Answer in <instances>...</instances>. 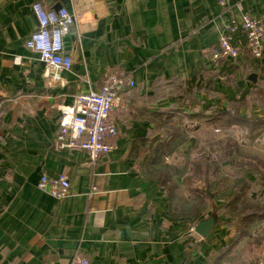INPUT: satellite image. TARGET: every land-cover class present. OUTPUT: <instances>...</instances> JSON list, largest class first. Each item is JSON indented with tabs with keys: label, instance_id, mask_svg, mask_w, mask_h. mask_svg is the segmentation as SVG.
<instances>
[{
	"label": "crops",
	"instance_id": "crops-1",
	"mask_svg": "<svg viewBox=\"0 0 264 264\" xmlns=\"http://www.w3.org/2000/svg\"><path fill=\"white\" fill-rule=\"evenodd\" d=\"M36 3L51 11L64 7L78 17L66 47L71 71L46 66L26 47L38 25ZM244 16L264 24V0H0V264H71L75 256L90 264H208L228 248L233 230L221 222L207 238L196 235L191 228L197 222L182 216L148 161L156 142L185 132L183 156L191 153L190 165L174 174L173 183L184 192L180 202L191 206L199 185L194 165L203 162L193 149L203 138L226 134L174 111L166 84L204 73L218 108L234 86L261 90L264 48L262 58L244 50L225 69L232 84L214 76L213 49L225 28ZM114 74H124L134 86L118 93L112 113L118 149L93 164L84 151L60 146V118L77 94L100 91ZM251 113L263 116L256 104ZM230 133L264 157V133L254 144L239 127ZM176 158L166 163L183 166ZM60 174L70 182L65 199L38 190L42 175ZM244 178V172L223 167L214 192L223 197ZM251 192L264 206L256 185ZM263 232L264 223L255 229Z\"/></svg>",
	"mask_w": 264,
	"mask_h": 264
},
{
	"label": "trees",
	"instance_id": "trees-1",
	"mask_svg": "<svg viewBox=\"0 0 264 264\" xmlns=\"http://www.w3.org/2000/svg\"><path fill=\"white\" fill-rule=\"evenodd\" d=\"M233 35L234 45L239 52L242 53L245 50L253 56L246 40V34L239 30ZM240 40H243L244 47L240 45ZM215 48H218V44ZM234 64L236 63L224 58L217 60L214 70L217 73L215 72L214 76L217 78L226 76L228 81H231L232 78L225 69H230ZM230 83L232 84V81ZM209 84L210 81H207L206 75L203 73L187 82L180 80L168 82L166 88L172 91L171 99L174 111H182V115L191 121L214 124L220 133L226 134L225 137L217 139L221 140V147L216 160L209 157L194 165L193 179L199 183L196 188L197 197L191 206L181 207L180 211L183 217H189L194 222H199L212 212H216L219 223L223 222L227 229L233 230V237L228 248L220 251L214 256L213 261L208 262V264H223L224 260H228L231 250L246 237L255 238V242L258 244H261L262 240L260 238L262 234L252 236V233L264 223V206L255 201L251 191L256 185L264 195V157H260L257 153L258 156L254 155L255 153L251 150L247 151L244 148L246 142L240 143L231 133L230 136L228 133L233 127L241 128L248 132L247 142L249 144H254L257 138L263 135L264 87L254 93L244 89L239 90L234 86L232 93L225 98L224 107L218 108L221 102L216 101L217 97L211 95L213 92H211ZM208 99L211 101L210 104H208ZM254 104L261 108L262 118L252 115L251 109ZM185 108L186 111H184ZM243 110L247 112L246 116L242 115ZM184 133L182 129L176 130L165 141L159 144L156 142L154 155L148 161L149 166L158 175L160 185L171 200L174 199L171 192L173 189H178L176 184L173 185L174 183L171 182L172 173H177V170L173 166H167L166 158L186 147L189 137H185ZM190 155L191 153L185 155L183 170L186 169V172L190 165ZM224 164L237 173L244 172L246 178L241 179V182L234 183L229 192L218 198V194L214 190L217 188L218 175L222 167L225 166ZM169 185L173 188L169 189ZM249 264H256V262L252 260Z\"/></svg>",
	"mask_w": 264,
	"mask_h": 264
},
{
	"label": "built area",
	"instance_id": "built-area-1",
	"mask_svg": "<svg viewBox=\"0 0 264 264\" xmlns=\"http://www.w3.org/2000/svg\"><path fill=\"white\" fill-rule=\"evenodd\" d=\"M226 4L229 0H218ZM37 18L36 30L26 40V47L35 52L39 60L56 71H71L73 58L67 54L65 38L78 17L66 8L57 11L47 9L43 4L33 5ZM239 30L246 34V40L254 58L263 56L264 24L250 16H244L239 23L228 25L218 39V48L213 49V60L221 58L234 63L238 61L239 50L234 45V35ZM124 74L109 75L100 91L77 94L74 106L61 114L58 140L62 148L82 150L91 163L96 164L105 156L118 149L113 141L118 136L119 126L112 119L118 107V93L134 82H128ZM38 190L57 200L65 199L70 193V182L65 174L50 178L42 175ZM194 232V227L191 228ZM71 264H90L82 256H75Z\"/></svg>",
	"mask_w": 264,
	"mask_h": 264
},
{
	"label": "rangeland",
	"instance_id": "rangeland-1",
	"mask_svg": "<svg viewBox=\"0 0 264 264\" xmlns=\"http://www.w3.org/2000/svg\"><path fill=\"white\" fill-rule=\"evenodd\" d=\"M215 135L216 134H213L212 138H210V137L203 138L202 140L198 141L197 146L194 147V149H193V152L197 151V154H199L197 159H201L203 161H205L209 157H211L214 160L217 159V157H218L217 155H219V150L221 147V142H220L221 140H217L220 138V134L216 135L218 138H214ZM190 148L192 149L193 147L190 146ZM262 148L264 149V143L262 145ZM183 150L184 149H182L180 152L176 153L177 158L175 159L177 161L175 164H182L183 163L182 164L183 166L178 165L179 168H177V166H175L174 163L173 164L166 163V164H168L167 165L168 167H171V166L175 167L177 172H179V173L184 171L183 168H184V163H185V157L183 156ZM262 151H264V150H262ZM223 167L228 168L229 170H231V172H233L234 174H237L236 171L232 170L227 165H225ZM229 174L231 175V173H229ZM230 175L226 174V176H228V177H230ZM173 180H175V175L172 173V180H171L172 183H173ZM175 183H176L175 186L179 187V182L175 181ZM170 187L171 186L169 185L168 188L170 189ZM223 187L224 186H222V188ZM171 188H173V187H171ZM180 190H182V189L181 188H178L177 190L173 189L171 194L174 196V199H177L178 206L184 207V204L182 202H180V199L182 198L181 196L184 194V192L182 194V191H180ZM261 234H262L260 236V238L262 239L261 244L256 243L255 238L246 237L244 240H242L239 243V246L237 245L238 247L233 249L228 260H224L223 264H249V262L252 260H254L256 262V264H264V232ZM255 235H257V233H255V230H254L252 233V236H255Z\"/></svg>",
	"mask_w": 264,
	"mask_h": 264
},
{
	"label": "water",
	"instance_id": "water-1",
	"mask_svg": "<svg viewBox=\"0 0 264 264\" xmlns=\"http://www.w3.org/2000/svg\"><path fill=\"white\" fill-rule=\"evenodd\" d=\"M69 37L65 38V46L67 47ZM219 224V217L216 212H212L207 218L197 222L194 227V233L201 238H207L213 229Z\"/></svg>",
	"mask_w": 264,
	"mask_h": 264
}]
</instances>
